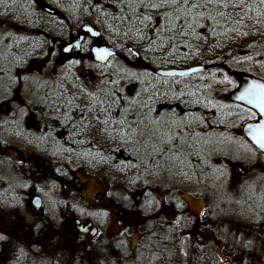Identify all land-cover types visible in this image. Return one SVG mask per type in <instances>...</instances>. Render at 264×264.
<instances>
[{
  "label": "trees",
  "instance_id": "obj_1",
  "mask_svg": "<svg viewBox=\"0 0 264 264\" xmlns=\"http://www.w3.org/2000/svg\"><path fill=\"white\" fill-rule=\"evenodd\" d=\"M5 2L8 7L0 3V27L19 40L11 44L12 50L23 44L25 33L41 46L47 33L39 30L43 26L39 17L44 7H50L65 44L90 22L99 32V42L114 47L116 58L123 59L126 73L132 75H103L102 84L87 94L79 89L73 71L63 72L61 90L83 96L89 105L82 112L58 101L61 105L55 107L58 114L52 111L47 137L37 139L34 148L51 165L45 171L51 181L65 180L74 188L75 173L87 171L106 177L110 184L127 186L129 196L138 201L163 174H187L188 180V174L195 173L198 185L206 182L212 190H221L225 167L213 152L220 145L214 144L230 133L234 120L252 116L230 103L228 95L246 74L239 68L242 60L264 63V0H189L188 4L177 0L158 8L141 5L162 0ZM149 16L150 20L144 19ZM85 48L83 42V58L89 55ZM189 65H205L208 70L181 79L152 75L153 69ZM218 87L220 97L213 94ZM259 203L263 212L256 213L264 216V202ZM212 264L221 263L215 258Z\"/></svg>",
  "mask_w": 264,
  "mask_h": 264
},
{
  "label": "rangeland",
  "instance_id": "obj_2",
  "mask_svg": "<svg viewBox=\"0 0 264 264\" xmlns=\"http://www.w3.org/2000/svg\"><path fill=\"white\" fill-rule=\"evenodd\" d=\"M4 13L10 15L7 10ZM51 15L44 12V15L39 17V22L43 25L39 30L47 33L45 41H41V46L34 44L37 40L25 33L23 44L17 45V48L12 50L11 44L19 40L12 31L0 27V219L5 217V220H29L28 214H13L10 208L2 205H30L33 199L32 192L43 196L48 193L46 192L48 189L61 188L59 181L52 182L45 172L40 170L44 168L46 171L51 165L32 147L37 145L30 147L24 142L34 143L40 136L49 133L50 127L47 125L53 120L52 111L55 110L58 114L56 108L57 105H61L58 101L70 108L80 107L82 112L88 107L89 104L82 100L83 96L61 90L63 72L73 71L77 76L78 85L81 86L79 89L87 94L92 93L94 88L102 84L103 79L100 77L103 75H115L112 76L115 78L116 75L122 74L132 77L126 73L129 70L123 59L114 57L105 65H96L90 57V46L95 42L93 40L91 42L88 38L85 40V49L89 54L86 58H83L85 53L80 54L79 51L69 59H65L59 51L65 45V39L60 35V29L54 27L55 22ZM87 24L92 25L90 22ZM49 39L52 40L53 45L51 50L48 49ZM123 57L127 59L124 54ZM239 68L241 71L264 79V63L244 59L240 62ZM221 92L222 89L220 91L218 87L213 94L220 97ZM64 119L66 121V118ZM250 119L253 117L251 116ZM244 122L234 120L230 123V133L224 138H217L219 144H214L217 147L220 145L217 150L213 149V152L216 151L217 156L221 158L219 162L224 163L226 168L227 178L223 182V191L204 189L206 187L195 190L187 187L184 189L182 185H175L170 179L166 181L170 184L164 181L152 187L155 194L175 190L180 191L181 194H190V192L195 194L193 198H188L200 204L196 213L199 212L201 216L206 209L212 224L211 263L217 258L221 264H264V216H261L263 211H259L258 208L259 202L264 201V158L240 138L239 133ZM14 125H17L19 130L13 129ZM8 148L18 149L23 157H17L16 153ZM26 157L29 158L28 162L25 161ZM240 169L248 170L247 174L256 171V183L251 175L246 174L238 180L239 184L236 187H232V181H236L234 176L240 173ZM75 174L84 178L81 190L87 194H84L86 202H93L97 187H102L107 189L106 198L116 206L118 214L128 210L131 197L127 186L121 187L112 183L111 185L106 177L94 176L87 171ZM86 178H92L93 182L87 183ZM250 184L253 188L256 184L254 192L252 190L247 192V186ZM30 187L33 188L32 192L28 189ZM253 196L256 197V210L261 212L260 214L257 212L255 216L247 214L246 211L255 205ZM251 199L249 204L248 201ZM112 221L110 235H116L121 231L122 224L120 220ZM122 227L124 229V226ZM136 228L141 232L146 229L142 225H137ZM125 229L129 231V227ZM135 237L130 241L132 253L127 251L122 243L115 242L109 245L120 254L121 262H118L127 264L126 259L133 256L140 258L139 264H157L155 260L146 262L143 255L141 259L140 253L135 251L138 247V240Z\"/></svg>",
  "mask_w": 264,
  "mask_h": 264
},
{
  "label": "flooded vegetation",
  "instance_id": "obj_3",
  "mask_svg": "<svg viewBox=\"0 0 264 264\" xmlns=\"http://www.w3.org/2000/svg\"><path fill=\"white\" fill-rule=\"evenodd\" d=\"M12 128L19 130L17 125ZM145 137L148 139L149 135ZM39 142L28 141L24 144L31 147ZM28 160L26 157L25 161ZM220 163L222 167L225 166ZM40 170L45 172L44 168ZM247 171L240 169V173L235 174L236 181H232V187L239 184L238 180ZM163 175L158 183L165 181L170 184L166 182L170 179L184 189L206 187L211 190L206 182L197 184L195 173H189L188 180L187 174ZM247 175H251L256 183V171ZM181 177L184 178L182 181L179 180ZM221 177L226 180V171ZM73 180L74 188L71 182L59 180L62 187L48 189V193L43 196L32 192L33 188H28L33 194L30 205H2L10 208L13 214H28L29 220L0 219V236L4 237L0 239V264H121L120 254L109 245L122 243L132 253L130 241L134 236L138 240L135 251L140 253L141 259L143 255L146 262L155 260L157 264H212V224L206 209L200 216L191 208L188 197L193 198L194 193L181 194L175 190L155 194L152 189L145 190L138 201L131 198L128 210L122 211L120 215L116 206L106 198V188L97 187L93 202L88 203L81 190L82 179L74 175ZM247 187V192H254L252 184ZM254 199L255 205L246 211L255 216L256 197ZM251 201H248L249 204ZM10 216L8 218L11 219ZM112 220H120L124 226L116 235H110ZM137 225L144 226L145 231H139ZM127 227L129 231H126ZM139 260L131 256L126 262L139 264Z\"/></svg>",
  "mask_w": 264,
  "mask_h": 264
},
{
  "label": "water",
  "instance_id": "obj_4",
  "mask_svg": "<svg viewBox=\"0 0 264 264\" xmlns=\"http://www.w3.org/2000/svg\"><path fill=\"white\" fill-rule=\"evenodd\" d=\"M44 12H47L48 14L54 13L53 9L49 8V7H44ZM81 32L87 33L88 36H90L94 39H97L98 35H99L98 31L89 25L82 26ZM76 37L77 38L75 40H73L69 44L60 48V53L63 55V57L70 58L72 50L74 52L79 51V48H80L79 46L82 42L83 34H80ZM52 47H53L52 40L49 39L48 40V49L51 50ZM65 49H68V50L65 51ZM97 49H106L107 52L110 53V55H107L105 57V59H103V60L98 59L97 52H96ZM90 53L92 55L93 61L99 65L106 64L110 58H112L116 55V51L113 48L107 47V46H101V47L92 46V48L90 49ZM193 69H195V71H193ZM207 70H208L207 66L193 65V66L185 67L182 69L170 68V69L154 70V75H157V76L162 77V78H183V77H187V76H192L193 74L204 73ZM165 73H176V75H165ZM180 73H184V75H180ZM253 83L264 85V80L257 78L253 75H250V74L242 75L240 82L238 83L236 88L230 92L228 99L231 101V103L238 104V105L252 111L255 114L256 120L244 123L242 126L240 134L242 135V138L253 149H255L258 153L264 155V150L259 149L256 146V144L253 142L252 137L249 135V128L254 127L257 124H259L260 122L264 121V115H262L260 113V111L257 107H254L253 104L248 103L247 100L237 99V97L240 95V93L243 92L245 88H247L249 85H251ZM13 150L18 154V156L21 155V152L19 150H17V149H13ZM35 204H37V203H33V205H35Z\"/></svg>",
  "mask_w": 264,
  "mask_h": 264
},
{
  "label": "snow or ice",
  "instance_id": "obj_5",
  "mask_svg": "<svg viewBox=\"0 0 264 264\" xmlns=\"http://www.w3.org/2000/svg\"><path fill=\"white\" fill-rule=\"evenodd\" d=\"M0 3H4L5 7H8L5 0H0ZM164 3H171V4H177V0H162L161 3H153L149 5H141V6H147V7H153L158 8L163 6ZM184 4H188L189 0H183ZM192 8L197 7L195 3H192ZM194 14V19H195ZM202 15V14H198ZM145 20H150L151 17H145ZM191 26V25H189ZM68 49H65L67 51ZM97 56L98 59H105L107 55H110V53L107 52L106 49H97ZM195 71V69H193ZM165 75H176V73H165ZM180 75H184V73H180ZM237 99L240 100H247L248 103L253 104L254 107H257L262 115H264V85L253 83L249 85L247 88L244 89L243 92L240 93V95L237 97ZM249 135L252 137L253 142L256 144V146L264 150V121L260 122L254 127L249 128ZM0 239H4V237L0 236Z\"/></svg>",
  "mask_w": 264,
  "mask_h": 264
},
{
  "label": "bare ground",
  "instance_id": "obj_6",
  "mask_svg": "<svg viewBox=\"0 0 264 264\" xmlns=\"http://www.w3.org/2000/svg\"><path fill=\"white\" fill-rule=\"evenodd\" d=\"M92 183V182H91ZM90 183V184H91ZM92 185V184H91ZM87 195V194H85ZM200 207V204L198 202H193L191 201V208L196 212L198 210V208Z\"/></svg>",
  "mask_w": 264,
  "mask_h": 264
}]
</instances>
